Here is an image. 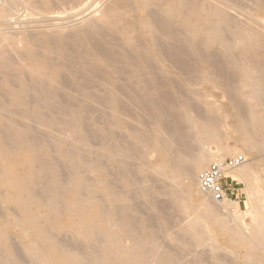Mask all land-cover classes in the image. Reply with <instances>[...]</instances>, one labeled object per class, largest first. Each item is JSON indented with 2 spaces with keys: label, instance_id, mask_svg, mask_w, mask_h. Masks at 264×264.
Returning a JSON list of instances; mask_svg holds the SVG:
<instances>
[{
  "label": "bare ground",
  "instance_id": "6f19581e",
  "mask_svg": "<svg viewBox=\"0 0 264 264\" xmlns=\"http://www.w3.org/2000/svg\"><path fill=\"white\" fill-rule=\"evenodd\" d=\"M247 5L0 0V264H264V0ZM234 156L250 224L198 181Z\"/></svg>",
  "mask_w": 264,
  "mask_h": 264
},
{
  "label": "built area",
  "instance_id": "2783aa9c",
  "mask_svg": "<svg viewBox=\"0 0 264 264\" xmlns=\"http://www.w3.org/2000/svg\"><path fill=\"white\" fill-rule=\"evenodd\" d=\"M244 163L245 158L238 156L211 164L198 177L202 191L210 195L216 203H240V185L231 178L230 173Z\"/></svg>",
  "mask_w": 264,
  "mask_h": 264
},
{
  "label": "rangeland",
  "instance_id": "374dc122",
  "mask_svg": "<svg viewBox=\"0 0 264 264\" xmlns=\"http://www.w3.org/2000/svg\"><path fill=\"white\" fill-rule=\"evenodd\" d=\"M246 1V2H245ZM238 3L240 4V6H242V8L243 7H248L249 5H247V3L249 4V0H238ZM79 19H81V18H78V20L76 21V20H74V21H76L78 24H79V22H81ZM82 20V19H81ZM73 21V22H74ZM75 22V23H76ZM74 23V24H75ZM76 23V24H77ZM204 87V85L203 86H199V88L201 89V88H203ZM219 94V92H216V95H218ZM210 99L212 100V99H214V98H212V97H210ZM101 109H102V107H101ZM101 109L100 108H98V110H100V112L98 111V113H97V115L95 116L96 118H97V120L98 121H100V115H99V113H101L102 111H101ZM103 110V109H102ZM105 111V110H104ZM99 118V119H98ZM225 143H227L226 141L225 142H223V144H225ZM228 144L229 145H231V146H233L234 145V141H232V140H230L229 142H228ZM213 148H216L215 146L213 147ZM235 157V156H234ZM230 158H232V157H227L226 159H230ZM231 176V175H230ZM231 178H232V176H231ZM233 179V178H232ZM236 182H238L236 179H234ZM239 183V182H238ZM239 185H240V189H241V202L239 203V205H238V209H236L237 211H238V214L239 215H241V216H244L243 217V220H244V222L246 223V224H250L251 223V219H250V217L248 216H246V215H244L247 211H248V209L250 210L251 208H252V206H251V204H250V200H249V198H248V194L246 193V186H245V184H242V183H239ZM232 202H235V201H232ZM247 205V206H246ZM174 232V231H173ZM167 243V244H166ZM227 242H226V240H221V244H226ZM166 244V245H165ZM164 245L167 247V249L169 250H174L173 249V247L171 246V245H173V244H171L170 243V241L169 240H166V242L164 243ZM172 248V249H171Z\"/></svg>",
  "mask_w": 264,
  "mask_h": 264
}]
</instances>
